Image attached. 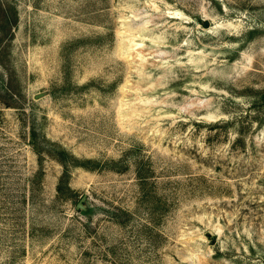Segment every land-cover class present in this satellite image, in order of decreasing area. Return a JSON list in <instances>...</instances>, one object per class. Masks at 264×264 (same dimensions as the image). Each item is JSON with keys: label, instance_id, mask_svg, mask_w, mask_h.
Masks as SVG:
<instances>
[{"label": "rangeland", "instance_id": "obj_1", "mask_svg": "<svg viewBox=\"0 0 264 264\" xmlns=\"http://www.w3.org/2000/svg\"><path fill=\"white\" fill-rule=\"evenodd\" d=\"M0 264H264V0H0Z\"/></svg>", "mask_w": 264, "mask_h": 264}, {"label": "trees", "instance_id": "obj_2", "mask_svg": "<svg viewBox=\"0 0 264 264\" xmlns=\"http://www.w3.org/2000/svg\"><path fill=\"white\" fill-rule=\"evenodd\" d=\"M64 155H66V151L62 152ZM74 159H77L75 156H72ZM77 161V160H76ZM62 163L64 165V168H65V172H64V175L62 176L61 178V183L65 180L66 176L68 175V162L62 160ZM76 165H78V162H74ZM73 165V164H72ZM60 188H61V185H60Z\"/></svg>", "mask_w": 264, "mask_h": 264}, {"label": "water", "instance_id": "obj_3", "mask_svg": "<svg viewBox=\"0 0 264 264\" xmlns=\"http://www.w3.org/2000/svg\"><path fill=\"white\" fill-rule=\"evenodd\" d=\"M86 199V195L82 197V199L80 200V202L78 203V207L80 208H84V204L83 201Z\"/></svg>", "mask_w": 264, "mask_h": 264}]
</instances>
